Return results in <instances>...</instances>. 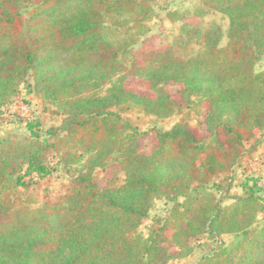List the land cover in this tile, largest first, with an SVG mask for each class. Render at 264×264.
<instances>
[{
  "label": "trees",
  "instance_id": "trees-1",
  "mask_svg": "<svg viewBox=\"0 0 264 264\" xmlns=\"http://www.w3.org/2000/svg\"><path fill=\"white\" fill-rule=\"evenodd\" d=\"M153 1L0 0V107L32 75L28 86L65 115L48 129L52 140L30 121L31 140L0 141V264H168L206 235L233 239H219L196 264H264V225H256L263 188L246 184L226 205L208 190L231 171L244 142L264 131V71H255L264 54V0H203L229 19L226 45L217 24H187L166 49L145 51L128 66L121 56L131 51L105 37L106 17L143 28ZM195 42L203 48L184 55ZM133 76L152 95L128 89ZM169 84L179 85L181 100ZM194 97L206 135L178 122L156 131L150 152L142 150L146 133L115 110L132 102L167 119ZM53 154L72 174L64 193L37 207L14 197L29 186L27 176L52 172ZM117 160L124 182L101 188L94 172ZM158 198L173 205L145 235L140 227Z\"/></svg>",
  "mask_w": 264,
  "mask_h": 264
},
{
  "label": "rangeland",
  "instance_id": "rangeland-1",
  "mask_svg": "<svg viewBox=\"0 0 264 264\" xmlns=\"http://www.w3.org/2000/svg\"><path fill=\"white\" fill-rule=\"evenodd\" d=\"M151 16L145 26L139 27L132 22L121 25L115 23L110 17H106L105 37L115 43L126 46L130 53L121 56L122 60L129 66L132 59L141 60L142 54L150 49H166L176 35L180 34L184 25H200L204 28H211L214 24L221 27L222 37L220 45L224 46L228 42L227 31L229 19L223 13L210 9L203 0H154L152 2ZM199 9H203V14L199 15ZM29 7H24L23 12L27 14ZM118 19L128 18L126 15L116 16ZM144 31V33H143ZM203 45L195 42L183 52L184 55L196 53ZM255 71H264V54L255 65ZM27 83L21 86L20 92L13 100L0 107V141L24 142L32 139L28 122H39L35 131L40 132L41 139H51L48 129L61 124L64 114L55 113L56 107L45 105L43 100L28 85L33 84L32 75L28 76ZM126 86L139 94L152 95L148 82L141 77H130ZM171 94L178 100L179 85L169 84L167 86ZM200 99L194 97L191 105L182 111L175 113L167 119H161L153 115L146 114L143 108L135 103H126L115 110L121 116L130 121L139 131L146 133L142 138V150L150 152L157 142L156 131L168 130L178 122H187L194 126L198 138H203L206 133L201 123L204 110L200 104ZM50 166L52 172L47 176H27L28 187H19L14 197L22 198L30 203L32 207L41 205L46 200H54L63 194L66 186L72 180V174L59 164L56 155L50 156ZM77 171L78 166L73 168ZM74 172V171H72ZM95 181L101 188L111 185H120L124 182L125 174L121 169L119 161H113L105 168H98L94 172ZM256 182L263 190L260 194L264 196V131L258 132L257 136L243 144V151L231 171H223L214 177L213 182L208 186V190L216 193L219 201L229 204L238 196L244 194L246 184L253 185ZM7 186L11 183L7 182ZM173 202L166 198H158L150 211L149 218L140 227V231L147 235L158 218H164L169 214ZM258 227L264 225V212H262L256 222ZM219 239L230 242L233 237L223 235L213 237L206 235L194 245L193 252L184 259L171 260L168 264H196L200 258L215 247Z\"/></svg>",
  "mask_w": 264,
  "mask_h": 264
}]
</instances>
